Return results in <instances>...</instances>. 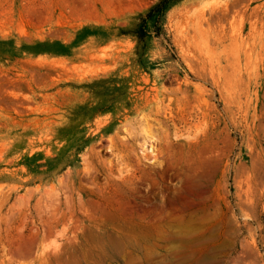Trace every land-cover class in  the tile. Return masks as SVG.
I'll list each match as a JSON object with an SVG mask.
<instances>
[{"label":"rangeland","instance_id":"1","mask_svg":"<svg viewBox=\"0 0 264 264\" xmlns=\"http://www.w3.org/2000/svg\"><path fill=\"white\" fill-rule=\"evenodd\" d=\"M160 1L0 0V264H264V0Z\"/></svg>","mask_w":264,"mask_h":264},{"label":"trees","instance_id":"2","mask_svg":"<svg viewBox=\"0 0 264 264\" xmlns=\"http://www.w3.org/2000/svg\"><path fill=\"white\" fill-rule=\"evenodd\" d=\"M183 0H161L146 14L145 18L142 19L139 24L136 36L139 41H143L146 38V29L150 21L157 19L162 16L170 7L181 2Z\"/></svg>","mask_w":264,"mask_h":264},{"label":"bare ground","instance_id":"3","mask_svg":"<svg viewBox=\"0 0 264 264\" xmlns=\"http://www.w3.org/2000/svg\"><path fill=\"white\" fill-rule=\"evenodd\" d=\"M58 201H59V200H58ZM54 202H55V201H54ZM55 205H56V204H55ZM57 205H58V204H57ZM51 207H52V206H51ZM52 214H53V213H52ZM52 216H53V215H52ZM54 216H55V214H54ZM53 218H54V217H53ZM53 218H52V219H53ZM53 220H55V219H53Z\"/></svg>","mask_w":264,"mask_h":264}]
</instances>
